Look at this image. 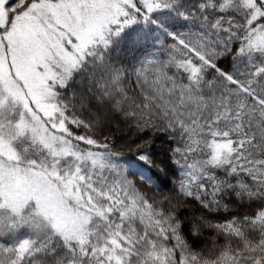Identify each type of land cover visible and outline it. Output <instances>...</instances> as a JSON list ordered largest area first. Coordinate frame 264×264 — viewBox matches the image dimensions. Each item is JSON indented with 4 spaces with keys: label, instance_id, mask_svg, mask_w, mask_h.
Segmentation results:
<instances>
[{
    "label": "snow or ice",
    "instance_id": "1",
    "mask_svg": "<svg viewBox=\"0 0 264 264\" xmlns=\"http://www.w3.org/2000/svg\"><path fill=\"white\" fill-rule=\"evenodd\" d=\"M158 134L173 187L109 163ZM0 264H264V0H0Z\"/></svg>",
    "mask_w": 264,
    "mask_h": 264
},
{
    "label": "trees",
    "instance_id": "2",
    "mask_svg": "<svg viewBox=\"0 0 264 264\" xmlns=\"http://www.w3.org/2000/svg\"><path fill=\"white\" fill-rule=\"evenodd\" d=\"M164 23L168 24L171 29L179 31H184L186 28L195 30L196 28L194 25H185L183 21L171 22L167 17L164 18ZM155 32L156 30L152 26L145 27L143 24L129 26L124 30L120 37L114 40L111 48L106 53L107 59L109 61L134 65L148 53L150 42L155 38ZM133 34L144 38V46L135 53H122V48L127 43L128 38ZM231 63V56L221 57L218 60V64L224 67H230ZM93 71L94 69L89 68L87 72L78 73L77 79L83 81L84 85L87 86L89 74ZM109 131L113 134L114 141L126 144L138 143L139 137L143 135L142 133L135 132L132 128H125L123 126L120 128L113 126L109 129ZM171 143L172 141L166 134H158L155 137L153 144L149 146L147 151V155L152 161H164L168 164L167 175H164L160 169L155 168L154 164H150L148 161L140 159V153L135 150L130 151L123 149L119 152V154L111 156L109 158V163L116 169H122L130 175L152 177L154 182L160 183L167 190L168 188L173 187L176 180H178L182 175L181 167L170 159L168 148ZM157 176H159L158 181ZM218 214H224L223 210H220V213ZM187 234L190 235V233Z\"/></svg>",
    "mask_w": 264,
    "mask_h": 264
}]
</instances>
